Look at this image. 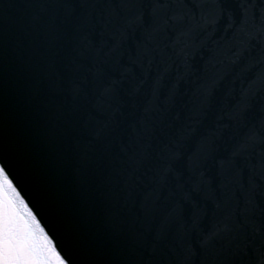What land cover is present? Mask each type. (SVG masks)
Instances as JSON below:
<instances>
[{
    "label": "water",
    "instance_id": "obj_1",
    "mask_svg": "<svg viewBox=\"0 0 264 264\" xmlns=\"http://www.w3.org/2000/svg\"><path fill=\"white\" fill-rule=\"evenodd\" d=\"M214 3L225 14L213 39L228 40L233 36V31L225 33L228 14L235 25H240L244 5L252 4L253 0H214ZM156 4L167 5L162 11L169 16L190 11L198 17L205 10V6H199L201 0H0V264H132L141 256L148 258L155 243L154 233H144L133 225L126 211L111 203L102 169L85 150L83 142L74 139L66 120L71 99L68 90L76 65L83 66L79 76H88L90 97L98 96L99 90L112 80H121L117 60L119 65L133 67L143 79L129 57H136L137 46L144 43L145 32L152 28V9ZM255 4L259 22L264 0H255ZM138 11L143 12V24L136 26L135 31L129 29L127 41L115 54L107 56L116 44L113 34H118L127 18ZM181 28L170 22L164 42L174 40ZM81 40L85 44L91 42V50L83 56L73 51ZM209 48L211 43L200 48L190 61L196 76L205 75V64L212 55ZM168 52L173 54L170 48ZM73 57L76 64L72 63ZM261 58L264 44L253 41L241 65L233 68L216 90L212 108L201 125L200 133L204 134L207 130L218 131V124L227 126L216 141L214 158L203 169L212 178L217 197L220 178L216 161L227 159L250 130L264 136V93L251 101L243 124H235L227 115L239 99L242 82L246 84L255 78L256 69L244 72L243 67ZM97 64L103 75L94 80L89 70ZM116 88L126 105L122 108L123 116L117 119L123 121L122 138L127 143L132 135L130 125L140 117L133 104L142 107L145 97L130 98L131 85L126 81ZM230 88L237 90L236 99L229 98L225 109V94ZM147 90L148 85L142 93ZM192 91L191 80L182 82L180 103H188ZM185 114L181 112L182 119ZM92 115L105 118L95 110ZM218 116L223 119L218 120ZM198 136L185 144V158L174 165L179 180L174 176L168 179L169 188L177 195L178 185H183L182 191L191 193L197 207L207 206L209 215L200 229L208 232L213 223V205L193 191L195 178L186 162L187 156L196 150ZM153 147L156 148L155 143ZM258 149L264 152V144L258 145ZM250 156V161L236 160L237 167L243 169L245 183L249 163L252 166L264 163V156L257 151ZM153 157L150 166L160 165L155 153ZM256 182L261 183L258 178ZM163 195H168V189ZM237 197L241 198L239 192ZM257 203L264 209V184ZM194 212L192 203H184V218L189 224ZM259 223L264 225V215L259 217ZM198 240V233L193 231L195 264H201L204 258ZM160 247L172 258L169 249L163 244ZM248 253L245 259L255 261L254 248H249Z\"/></svg>",
    "mask_w": 264,
    "mask_h": 264
},
{
    "label": "clouds",
    "instance_id": "obj_2",
    "mask_svg": "<svg viewBox=\"0 0 264 264\" xmlns=\"http://www.w3.org/2000/svg\"><path fill=\"white\" fill-rule=\"evenodd\" d=\"M199 6L204 7V0H201ZM213 7L215 16L209 22L213 24V30L217 31V26L225 13L219 4L214 3ZM162 8H167V5L156 4L152 9V15L154 10ZM259 12L260 19L257 22L255 0L252 4L246 3L243 7L244 23H253L256 32L264 34V8H260ZM187 13L192 19L196 18V15L190 11ZM141 17H143L142 11L130 15L124 27L117 30L118 34H113L116 44L109 53H106L107 56L115 54L127 41L129 29L135 31L136 26L143 24L139 22ZM153 18L152 28L145 32L144 43L137 46L136 57H129L130 64L140 69L143 79L136 75L133 67L119 65L117 60L118 70L121 73L118 84L126 81L131 85L128 95L133 100L140 95L145 97L142 107L133 104V108L140 111V117L137 122L130 125L132 135L128 137V142L124 143L122 138L123 121L117 119L118 116H123L122 108L126 106L125 102L120 98L116 87L110 96L104 95V89L117 81L112 80L99 90L98 96L90 97L88 76L78 75L83 68L82 65H76L73 79L70 81L68 94L71 99L66 123L74 134V139L78 138V141L83 142L85 150L92 154L97 165L102 169V175L105 176L103 184L108 188L111 203L118 206L120 211H126L133 225H138L144 233H154L155 243L149 249L148 258L144 259L141 256L132 264H195L197 252L187 254L188 250L195 249L191 243L193 231L198 233V243L204 252L201 264H257L258 257L264 254V225L259 223V217L264 215V209H261L257 203V195L260 193L261 185L264 184V163H258L255 166L249 163V174L245 183L243 169L237 167L236 160L240 158L250 161L252 151H257L260 156H264V152L258 149V145L264 144V136L259 131L250 130L244 137L249 142L248 152H240L234 148L227 159L216 161L220 178L218 185L220 196L217 197V190L212 187L213 180L206 176L203 169L205 164L214 158L217 152L216 141L220 139V136L211 130H207L206 134L200 133L201 125L212 108L215 96V93L211 96H206V93L209 81L217 72L216 42L214 41L213 47L208 49L212 55L205 64V75L196 76L191 62H188L177 48L180 32L174 40L165 43L166 30H161L157 34V18L154 16ZM172 18L175 20L179 17ZM228 19L225 33L233 29L235 25L230 13ZM259 43L264 44V39H261ZM169 48L172 49L173 54H169ZM90 50L91 42L85 44L84 40H81L73 49L79 56H83L84 52ZM198 51L199 47L196 52ZM96 55L99 56V50ZM72 63L76 64L75 57L72 58ZM247 66L250 71L256 69V73L254 79L246 84L242 82L238 90L239 98L243 96V105L247 108L246 112H240L239 119L235 122L238 125L243 124L246 113L251 108V101L257 95L264 93V82L261 80V77H264V58L249 62ZM221 69L222 76L219 78L216 90L232 71L227 61L222 64ZM89 71L94 80L103 75V70L98 64ZM190 80L193 91L188 103L182 104L180 103L181 83L186 84ZM146 85L148 90L142 93ZM236 93L235 88H230L225 94V109L228 108L229 98L236 99ZM92 110L105 118L97 119L92 115ZM232 111H234L233 108L227 113L228 118L231 117ZM181 112L186 113L183 119ZM217 119H223V116H218ZM262 128H264V121H262ZM198 133H200L199 136ZM197 136L196 150L187 156L186 162L189 170L197 177L193 183V191L213 205L212 225L215 221L223 219L229 207V200L233 211L239 208L242 212L249 214L246 224L250 226V230L239 229L241 243L231 251L228 247H219L213 236L208 234L209 231L204 232L200 229L201 222L209 215L207 206L197 207L190 193L182 191L183 185H178L179 195L169 188V176H174L177 180L180 178L174 165L185 158L183 151L185 144ZM204 142H208L209 151L200 161L199 171L194 172L192 159ZM154 143L156 148L153 147ZM153 153H155V160L161 162L156 167L150 166V162L154 160ZM257 178L260 184L256 182ZM165 189H168L167 196L163 195ZM238 192L242 200L237 197ZM189 202L195 209L191 224L184 218V203ZM230 230V226H225V232ZM161 244L171 251L172 258H169L160 247ZM249 248L255 250V261L245 259L249 255Z\"/></svg>",
    "mask_w": 264,
    "mask_h": 264
},
{
    "label": "snow or ice",
    "instance_id": "obj_3",
    "mask_svg": "<svg viewBox=\"0 0 264 264\" xmlns=\"http://www.w3.org/2000/svg\"><path fill=\"white\" fill-rule=\"evenodd\" d=\"M214 0H204L205 10L200 13V15L195 19H192L188 13L178 12L171 16L167 15L162 9H156L153 11V16L157 18L156 31L157 34L161 30H166L169 27L170 22L179 24L182 26L180 31V37L177 42V48L180 49L181 55L186 58L188 62L195 56L197 53V47H205L211 43V48L213 47V42L215 41V67L217 69L215 77L209 81V88L207 90L206 96H211L215 93L217 83L219 78L222 76V64L227 61L230 65L231 70L233 68L240 66L242 61L245 58L246 53L250 51V47L253 41L259 42L261 39H264V34L258 33L255 30V25L251 22L244 23L242 20L240 25H234V28L230 31H233V36L228 40H215L216 31L213 30V24L210 23L215 16V9L213 7ZM173 16L179 17L178 19H173ZM140 23H143V17L139 20ZM244 72L250 71L247 65L242 69ZM262 82H264V77H261ZM118 84V81L110 84L104 89L105 97L110 96ZM243 96H241L233 107L231 119L234 123L239 119L241 111L246 112L247 108L243 105ZM227 126L217 125L219 129L217 134L219 136L223 133V128ZM251 138L249 137V140ZM235 149H238L240 152L249 151V142L244 138L235 146ZM209 151L208 142H204L199 152L192 159V168L194 172L199 171V163L203 160ZM194 176V182L197 177ZM203 187V186H201ZM191 195V193H190ZM247 212H242L239 208L235 211L231 208V201L229 200V207L226 209L224 217L222 220H217L212 225L209 235L213 236V239L216 241L219 247H228L229 251L234 248L237 244L241 243V237L239 229H248L250 226L246 224V218L248 217ZM225 226H230L231 230L225 232ZM195 249L188 250L187 254L191 255ZM257 264H264V254L260 255L257 260Z\"/></svg>",
    "mask_w": 264,
    "mask_h": 264
}]
</instances>
